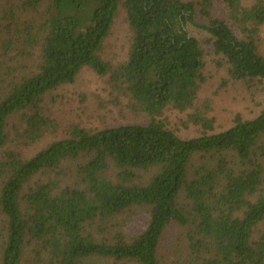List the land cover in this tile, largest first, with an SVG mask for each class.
I'll list each match as a JSON object with an SVG mask.
<instances>
[{"label": "trees", "instance_id": "obj_1", "mask_svg": "<svg viewBox=\"0 0 264 264\" xmlns=\"http://www.w3.org/2000/svg\"><path fill=\"white\" fill-rule=\"evenodd\" d=\"M17 2L20 8L11 7ZM216 3L240 35L214 13ZM1 4L6 18L18 10L36 13L15 24L16 34L42 55L38 73L0 92V148L17 115L25 125L15 129L27 146L58 133L43 99L87 68L112 73L115 87L149 121L98 131L75 125L68 138L29 159L8 152L0 160L7 222L0 264H22L28 247L30 264H264V112L253 119L234 115L230 128L217 131L212 102L201 96L209 81L207 47L233 84L264 80V0H127L132 41L116 69L102 53L120 0ZM2 40L5 54L13 44ZM170 110L186 115L184 126L198 127L200 135L184 139L168 129L158 118ZM66 162H77L68 185L57 174L24 192L35 177ZM138 211L148 222L131 238L116 223ZM173 226L180 233L168 263L159 252Z\"/></svg>", "mask_w": 264, "mask_h": 264}, {"label": "rangeland", "instance_id": "obj_2", "mask_svg": "<svg viewBox=\"0 0 264 264\" xmlns=\"http://www.w3.org/2000/svg\"><path fill=\"white\" fill-rule=\"evenodd\" d=\"M127 0H120L117 17L114 21L112 31L104 43L102 53L103 59L116 69L123 64L129 56L130 44L132 41V30L127 21ZM17 2L11 7L20 8L22 4ZM10 7V8H11ZM6 4L0 5V47L2 39L11 41L13 46H9L6 53L0 50V92L6 91L12 84L18 83L25 77H30L38 73L41 64L42 51L40 47L32 49L25 44V38L21 34H16L15 25L31 20V15L36 13H25L16 11L12 16L5 17ZM216 15L225 18L233 31L240 35L239 30L228 18L226 7L216 3ZM22 15L21 20L17 15ZM16 16V17H15ZM21 24V25H24ZM259 39L261 42V52L264 54V26L260 27ZM206 33L199 30L198 36L206 38ZM207 39V38H206ZM207 46H205L206 48ZM207 69L205 74L209 78L208 83L201 93L202 103L205 99L212 102L210 116L217 119V131H224L231 127L233 116L241 114L246 119H253L264 112V80H256L250 83L233 84L227 77V68L222 66V61L214 56L207 47ZM1 99V96H0ZM45 116L56 121L59 131L55 134H48L38 145L27 146L24 140L18 136L16 128L23 127L21 116L9 121L8 135L9 140L4 148H0V160L5 158L8 152L15 151L29 159L36 153L44 150L49 144L68 138L69 132L75 125L83 128L98 131L110 127H119L127 124H139L148 122L149 118L135 110V103L129 99L121 89H117L113 82L112 73L100 76L92 69H84L74 84L62 86L48 93L41 104ZM164 125L176 131L184 139H191L200 135L198 127L190 125L184 126L187 121L186 115H181L177 111H166L163 116L158 118ZM77 162H66L58 169V173L40 174L35 177L24 192H29L38 184L45 182L48 178L62 179L64 185H68L67 178L74 177ZM63 185V186H64ZM1 190V188H0ZM148 220L146 213L138 211L131 219L129 215H124L117 221L116 227L131 238L139 236L144 230ZM180 229L177 226L170 228L163 238L159 255L170 263L171 255L175 252L177 236ZM7 237V222L0 210V254ZM1 256V255H0ZM34 256L33 247L25 250L22 264H30Z\"/></svg>", "mask_w": 264, "mask_h": 264}]
</instances>
